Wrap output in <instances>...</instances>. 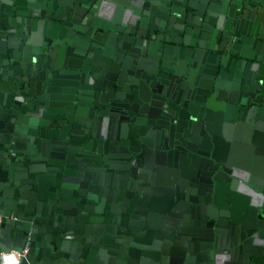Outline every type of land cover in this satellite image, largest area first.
<instances>
[{
  "label": "crops",
  "instance_id": "1",
  "mask_svg": "<svg viewBox=\"0 0 264 264\" xmlns=\"http://www.w3.org/2000/svg\"><path fill=\"white\" fill-rule=\"evenodd\" d=\"M178 1L0 0V56L30 43L47 82L36 107L22 106L25 121L0 120V207L25 219L6 223L0 246L32 229V264H264V0L214 1L219 50L240 63L221 75L208 59L188 115L153 112L165 121L141 125L140 152L119 144L127 127L118 137L117 120L96 112L95 94L110 87L100 80L124 99L170 16L173 29L191 28L174 19L187 12ZM50 19L67 26L61 38V25L47 36ZM198 37L184 35L195 63ZM199 38L209 45L212 34Z\"/></svg>",
  "mask_w": 264,
  "mask_h": 264
},
{
  "label": "water",
  "instance_id": "2",
  "mask_svg": "<svg viewBox=\"0 0 264 264\" xmlns=\"http://www.w3.org/2000/svg\"><path fill=\"white\" fill-rule=\"evenodd\" d=\"M175 6H179L178 0H172ZM186 2L187 12L182 13L175 21L187 22L191 25L186 29L172 28L170 22L172 17L170 16L165 28L163 30V38L157 40V46H153L150 49L151 55L154 57L147 58L148 52H145V48L142 49L140 56L135 64L136 70L134 71V77L129 84L130 87L125 94L124 99L116 97V90L124 91L123 87L118 86L116 82L109 81L104 83L103 80L97 81L101 86H110L104 92L95 94V106H100L96 111L100 113L99 116L102 119L103 115L111 116L117 120V134L118 137L122 135V131L125 132L124 127H127L128 139L119 141V144L125 145L129 148V152H140L142 143L141 137L144 134L141 125L143 123L151 124L154 128H162L159 124V120L165 121L164 118L152 116L153 112L159 111L160 113L166 109L177 110V106H180V111L186 112L188 115V105L190 100L196 101L195 91L197 90L199 73L203 70L205 63L208 59L219 66V74H224L223 65L233 58V61L238 62V57H230L227 53L221 54L220 45L224 40L223 30L218 27L217 16L218 13L216 0H182ZM220 1V0H219ZM222 1V0H221ZM220 1V3H221ZM181 3V2H180ZM179 3V4H180ZM239 4V3H238ZM173 5L171 8V14L176 15L174 10L176 7ZM231 5L237 6L235 0ZM205 6V7H204ZM219 10V9H218ZM201 14V15H200ZM173 16V15H172ZM231 15V12L229 13ZM185 18V21L183 20ZM227 18V16H226ZM2 16H0V29L2 28ZM47 36L49 38L56 37L54 31L51 28L61 25V32L58 37L61 38L64 34L67 26L62 25L59 21L50 19L48 21ZM8 30L9 34L15 32ZM211 33L212 39L207 45V42L200 39L201 33ZM199 35L197 41L194 40V44L200 47L195 48L200 61L195 63L189 56H184V51L188 45L184 42V35L191 36L193 34ZM28 39V38H27ZM162 40V41H161ZM196 42V43H195ZM178 45V53L175 55V49ZM194 46V45H193ZM192 46V49L194 47ZM93 48V45H92ZM4 49V50H3ZM1 51L5 52V59L0 56V120L3 119V125L12 130V121L15 118L21 121L26 120V115H22V106L25 105L32 109L39 104L38 83L41 81L43 84L47 82L42 78V72L38 71V66L33 68L34 62H38V59L42 57V54L33 52L32 45L30 43H24L21 48V54L18 55L13 48H3ZM133 49V48H132ZM91 53H89V56ZM150 55V53H149ZM240 63V62H238ZM237 63V64H238ZM37 65V64H36ZM237 72H240L236 70ZM260 90L261 96H264V81ZM112 101H109V98ZM10 108L7 114H5L6 106ZM123 107L121 112H116L117 107ZM202 112L199 116H202ZM190 115V114H189ZM194 117V116H193ZM192 117V118H193ZM162 123V122H161ZM22 126V128H20ZM15 128L16 131L23 132L25 127L23 125ZM161 134V131H159ZM158 134V133H157ZM124 136V135H123ZM106 146V145H105ZM227 172L231 171V168H226ZM0 214L3 215V221L0 228V236L3 233L4 226L10 221H24L25 219L20 217L18 213L2 209L0 207ZM26 222L30 223L31 220ZM33 231L29 229L26 231L25 239L21 245L2 247L1 250L20 249L24 246L29 247L27 256L22 260L21 264H30V254L32 246ZM32 264V263H31Z\"/></svg>",
  "mask_w": 264,
  "mask_h": 264
},
{
  "label": "built area",
  "instance_id": "3",
  "mask_svg": "<svg viewBox=\"0 0 264 264\" xmlns=\"http://www.w3.org/2000/svg\"><path fill=\"white\" fill-rule=\"evenodd\" d=\"M3 221V215L0 214V228ZM29 247L24 246L20 249H9L0 251V264H21L22 260L27 256Z\"/></svg>",
  "mask_w": 264,
  "mask_h": 264
},
{
  "label": "flooded vegetation",
  "instance_id": "4",
  "mask_svg": "<svg viewBox=\"0 0 264 264\" xmlns=\"http://www.w3.org/2000/svg\"><path fill=\"white\" fill-rule=\"evenodd\" d=\"M96 38L98 39L99 38V35H96ZM142 48V47H141Z\"/></svg>",
  "mask_w": 264,
  "mask_h": 264
}]
</instances>
